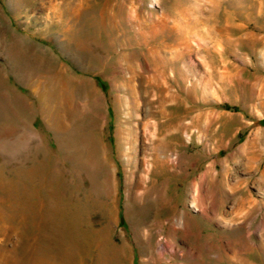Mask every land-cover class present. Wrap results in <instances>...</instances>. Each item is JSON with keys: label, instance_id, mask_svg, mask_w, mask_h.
Returning a JSON list of instances; mask_svg holds the SVG:
<instances>
[{"label": "rangeland", "instance_id": "obj_1", "mask_svg": "<svg viewBox=\"0 0 264 264\" xmlns=\"http://www.w3.org/2000/svg\"><path fill=\"white\" fill-rule=\"evenodd\" d=\"M263 168L264 0H0V264H264Z\"/></svg>", "mask_w": 264, "mask_h": 264}, {"label": "bare ground", "instance_id": "obj_2", "mask_svg": "<svg viewBox=\"0 0 264 264\" xmlns=\"http://www.w3.org/2000/svg\"><path fill=\"white\" fill-rule=\"evenodd\" d=\"M76 2V1H75ZM46 88H47V90H45L44 92H39V95L42 97V99L44 98V100H45V96L47 97V99L49 98V99H54V97L56 98L57 96V89H56V87L52 84V83H50L48 86L46 85ZM136 91V90H135ZM59 96V95H58ZM58 98V97H57ZM48 99V100H49ZM57 100V99H56ZM47 101V100H46ZM52 101V100H51ZM54 101V100H53ZM58 101V100H57ZM45 102V101H44ZM48 103V102H47ZM44 105V104H43ZM53 105V104H52ZM52 106H50V108H51ZM263 113H259V115H262ZM57 115V114H56ZM56 125H57V123H56ZM58 125H61V124H59L58 123ZM57 125V126H58ZM180 125V122L178 123V125L176 126V127H174V129H176V130H178L179 129V126ZM62 126H64V125H61V127ZM60 127V126H59ZM58 128V127H57ZM61 129V128H60ZM260 131H261V129H260ZM177 133V132H176ZM251 142V141H250ZM125 149V148H124ZM123 149V150H124ZM150 155H151V158H150V162H151V164H152V167H151V172L153 171V169H154V167L156 166V165H158V166H165V164H167L169 167H174L176 164H177V162H176V164H175V160L174 159H172L171 158V162L170 163H168V160L164 157V155H162L161 154V152L160 151H158V150H153L151 153H150ZM133 158V157H132ZM248 160H249V162L251 163V162H253L254 160H255V156H249L248 157ZM165 162V163H164ZM150 164V165H151ZM139 168V167H138ZM149 169V168H148ZM166 169V168H165ZM135 168L134 169H132L131 170V172L132 173H135ZM26 174V173H25ZM102 179H101V181H99V182H97L95 185H97V186H95L96 187V194L98 195H96L98 198H99V196L101 195H103V197H104V195L107 193H109L110 192V190H111V187H112V183L109 181V173L108 172H106L105 170H102ZM97 175V174H96ZM259 179L260 180H264V168L260 171V173H259ZM130 180V179H129ZM238 182V181H237ZM94 183H95V181H94ZM240 183V182H239ZM94 186V185H93ZM136 186H139L138 185V183L136 182ZM91 188H93V187H91ZM93 192V191H92ZM198 193V192H197ZM94 194V193H93ZM194 196H195V193H194ZM106 197V196H105ZM103 199V198H102ZM199 200V197H198V194L196 195V197H194L193 198V201H192V206H194L196 209H202L203 210V208H201V206L198 204V201ZM99 201V200H98ZM102 201V200H101ZM103 201H105V200H103ZM103 201H102V203H103ZM105 203V202H104ZM241 205H242V202L240 201V203H239V205L238 206H240L241 207ZM105 206V205H104ZM77 213V212H76ZM72 220V219H71ZM69 227H71V226H69ZM72 227L74 228V233H73V237L74 236H79V235H82L83 236V238H84V235H87V234H85V233H83L82 231H81V229L79 230V228H78V225L76 224V226H74V225H72ZM103 233H106V231H103ZM72 245H70V247H71ZM70 247H68V250H67V252L65 253V257H66V260H65V263L64 264H83V262H82V256L80 255L81 254V252H84V253H87V249H86V247H85V245L83 246H78V245H74L73 244V247L72 248H74V251H72L71 250V248ZM164 249H167V246H163V245H161L160 246V250H164ZM116 250L114 249V248H112V251H109V250H106L105 252H113V255L114 256H117L118 255V253H116L115 252ZM112 255V254H111ZM112 255V256H113ZM31 264H55V263H53V262H51V260H50V258H49V256L48 255H43L42 257H40L39 259L37 258V259H35V261H32L31 262ZM99 264H104L102 261H100V263Z\"/></svg>", "mask_w": 264, "mask_h": 264}, {"label": "trees", "instance_id": "obj_3", "mask_svg": "<svg viewBox=\"0 0 264 264\" xmlns=\"http://www.w3.org/2000/svg\"><path fill=\"white\" fill-rule=\"evenodd\" d=\"M97 79H98L97 81H98V83L101 85V87L104 88V87H105V86H104V85H105L104 82H102L99 78H97Z\"/></svg>", "mask_w": 264, "mask_h": 264}]
</instances>
